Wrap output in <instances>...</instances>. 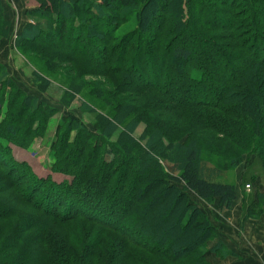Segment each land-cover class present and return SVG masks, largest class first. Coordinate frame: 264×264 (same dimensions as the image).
<instances>
[{
  "label": "trees",
  "instance_id": "obj_1",
  "mask_svg": "<svg viewBox=\"0 0 264 264\" xmlns=\"http://www.w3.org/2000/svg\"><path fill=\"white\" fill-rule=\"evenodd\" d=\"M37 1L17 43L45 57L49 69L68 65L66 87L87 92L83 103L92 107L84 110L98 132L65 115L59 152L50 156L51 168L70 178L33 177L9 143L28 147L58 110L18 89L0 64V170L14 191L28 188L20 198L49 219L13 220L17 208L0 200V264H153L143 252L155 255L154 264H210L204 247L216 230L188 192L218 199L220 208L238 198L235 184L203 174L202 151L242 160L253 150L264 171V0ZM9 24L0 0V39ZM85 74L105 82L89 84ZM98 99L110 105L105 114L95 109ZM142 123L143 143L134 137ZM75 129L76 148L63 156ZM119 129L110 142L115 154L94 170L104 139ZM87 132L96 142L85 154ZM32 191L42 201L28 197Z\"/></svg>",
  "mask_w": 264,
  "mask_h": 264
},
{
  "label": "rangeland",
  "instance_id": "obj_2",
  "mask_svg": "<svg viewBox=\"0 0 264 264\" xmlns=\"http://www.w3.org/2000/svg\"><path fill=\"white\" fill-rule=\"evenodd\" d=\"M23 1L24 6L26 5L30 7L28 10L40 7V3L37 0ZM10 6L11 9L15 11V14L19 12L17 10V7L14 6L13 2H11ZM5 18L7 19L6 15ZM26 19L31 21V18H29L28 16ZM17 24L19 25L18 15L9 24V35L6 38L4 37L0 39V64L4 65L5 73L7 72L9 76L12 77V79L14 80V84L18 89L26 94L35 96L38 103L44 102L45 104L56 108L58 111L46 122V130L36 132V134L33 136V140L28 145V147H21L10 142V156L18 162L25 163L24 165H26L33 177L40 179L50 178L55 182H61L63 180L69 179L70 176L52 169V158L50 156V153L53 150H57L59 152L61 140L60 138L65 133L64 128L59 129V122L62 120V118H64L65 115L70 114L78 118L79 122L87 125L89 130H91L92 132H98L97 129L94 128L93 124L95 121V115L90 111L84 110L85 106L92 107L90 105L84 106L82 96L84 95L83 93L87 92L80 91L79 93H76L67 89L66 84L67 78L69 76L68 69L66 68V66H68L67 64L61 65L60 69L51 67L50 69L52 70H50L48 66L45 65V57L33 51H26L25 45L17 43V37L21 34L19 28L17 27ZM57 65H59L58 62ZM81 80L89 84L94 82H105L104 77L91 74H85V76H82ZM20 100L19 102H21ZM2 104V101H0V107L2 106ZM94 106L95 109H97V112L102 114H105L106 111H109L110 109V105H106V103L101 99H98L95 102ZM16 110L17 107L15 111ZM167 114L174 117L176 115V112L171 111ZM24 120L26 119L24 118L23 121ZM37 126L38 122L35 124L34 128H36ZM144 127L145 125L142 123L134 131V137L137 141L142 143L146 141L145 138L142 139V136L144 137ZM120 133L121 129L117 130L112 135V137L104 139L105 144L100 149V159L98 160V163L94 170H98L100 168L101 164L103 163L102 160L104 158L107 157L110 159V157L115 154L113 150H111L110 142H115L120 136ZM55 137L58 138L57 144H54L52 142ZM68 137V143L66 142L68 146L64 147L62 152L64 154L63 156H66V154L76 148L72 142H77L75 138L78 137V131L76 129L73 130L72 132H70ZM87 137L90 138V143L88 146L84 147L86 149L85 154L90 153L91 150L94 149V142H96V138L91 137L89 132L83 134V136H81V140ZM184 140L185 139L182 138L181 141ZM252 151L253 150H251L250 153L243 155V157L241 158L242 160L231 158L229 156L227 157L226 155V157H222L220 155L217 157H211L212 154H209L208 151H202V153L204 154L202 172L205 176H208L210 178L235 184L237 192L242 198L244 214L250 215L254 212L255 215L251 216V218H254L264 216V205L261 204L262 197L264 198V171L262 169L259 158L256 156V153ZM160 161L161 163H168L167 160ZM117 165L119 164L117 163L116 166ZM17 171L19 172V174H23L25 173V168L19 169ZM23 183L28 187L32 185V181L31 179H29V177L23 179ZM180 187L182 188V185H180ZM243 190L245 192H243ZM28 192H30L28 188L26 190L19 189L17 191L11 189L8 186L7 179L0 170V200H2L3 203L8 204V208L10 207L12 209L16 207L17 211L19 212L18 213L16 211L13 220H17V216L20 214L31 217L29 218L27 223H34L35 221L33 220H35V218H41L43 220L47 219L46 217H44V214L42 215V213L38 211V209L35 207L36 205L32 204L28 200H22L20 198L22 193L25 194ZM29 194L31 195H28V197L31 196L35 203L36 201H42V195L40 194V192L32 191ZM188 196L191 204L202 210L209 218H211L210 220H216V222L219 220L220 223V220L223 217L221 216L220 210L222 211L223 208H220L218 206V199L211 202L205 201L191 192H188ZM259 196L261 197V200H259ZM15 201L19 202L18 206L14 205L13 202ZM253 204H256L254 209L252 208L249 210V207H251ZM95 230L97 232V230H100V228L96 227ZM58 232L62 233V229L60 228ZM110 232L111 234H113V236H116L114 235V231L110 230ZM135 237L140 241V243H142L143 245H147L148 241L146 237ZM212 240H210L207 243L206 247H204V256L205 260L207 261V254L210 253L209 247ZM153 244L154 243H149L147 246L152 248L154 247ZM215 248L219 251L223 249L221 247V244H218ZM145 249L148 248L145 247ZM143 254V256L146 257L150 261V263H152L151 261L156 263V258L153 257L155 255H149L146 252H143ZM156 256L158 259L164 257L163 255V257H161L157 254ZM219 256H222V254H219Z\"/></svg>",
  "mask_w": 264,
  "mask_h": 264
},
{
  "label": "crops",
  "instance_id": "obj_3",
  "mask_svg": "<svg viewBox=\"0 0 264 264\" xmlns=\"http://www.w3.org/2000/svg\"><path fill=\"white\" fill-rule=\"evenodd\" d=\"M1 2L10 22L18 15L17 27L22 32L29 21L26 19V11L30 7L24 6L23 0H1ZM11 2L17 7L18 13L15 14L11 9ZM237 197L231 208L220 210L223 216L220 223L219 220L218 224L216 220H210L216 230L215 238L209 247L210 253L207 254L210 264H264V216L245 217L242 198L238 192ZM218 244L223 248L222 256L213 250Z\"/></svg>",
  "mask_w": 264,
  "mask_h": 264
}]
</instances>
